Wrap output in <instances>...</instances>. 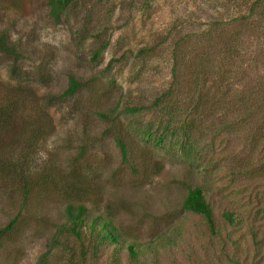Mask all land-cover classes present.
I'll use <instances>...</instances> for the list:
<instances>
[{"label":"rangeland","instance_id":"obj_1","mask_svg":"<svg viewBox=\"0 0 264 264\" xmlns=\"http://www.w3.org/2000/svg\"><path fill=\"white\" fill-rule=\"evenodd\" d=\"M46 1L0 0V264H264V0H73L58 21ZM193 187L214 235L181 209ZM68 204L151 247L76 239Z\"/></svg>","mask_w":264,"mask_h":264},{"label":"trees","instance_id":"obj_2","mask_svg":"<svg viewBox=\"0 0 264 264\" xmlns=\"http://www.w3.org/2000/svg\"><path fill=\"white\" fill-rule=\"evenodd\" d=\"M72 1L73 0H47L46 3L48 7V15L53 21H58L61 13L66 10V8L71 4ZM103 49L104 47H100L96 51H94L92 58H97L102 53ZM0 53L7 56L17 57L16 48L12 43H9L5 31L0 32ZM173 76L174 70L172 69V82L175 81ZM81 86V82L77 81L74 76H67V87L63 91L62 96H72ZM169 92L170 87L166 91V93H164L154 101L153 107L158 106L161 102V98L168 95ZM143 110L144 108L141 107H125V109L123 110V114L135 115ZM5 114L6 113L0 109V119L4 118ZM114 142L119 149L121 161L126 162L127 151L123 138L115 135ZM181 209L184 212H190L202 216L207 223V227L210 231V234H215L212 210L209 203H207L205 195L200 187H193L187 190V194L182 202ZM86 212L87 209L84 207L83 204H68L66 206L65 213L69 226L68 232L72 236H74L76 239H79L81 236V232L79 229L81 227L87 226L89 233L95 236V240L98 241V245L106 243L110 244L114 249L124 248L130 260L140 263L139 256L140 254H142V249H148L151 247V245L141 247L139 245L131 244L125 247H121V240L119 239L120 236L116 233L115 227L113 226L111 221L101 216H96L86 221ZM223 218L227 222V224H235V221L233 220V213L226 212L223 214ZM14 223L15 219H12L7 223L4 228L0 229V236L10 231L14 226ZM94 250L96 251V249ZM43 264H45V262H43Z\"/></svg>","mask_w":264,"mask_h":264}]
</instances>
